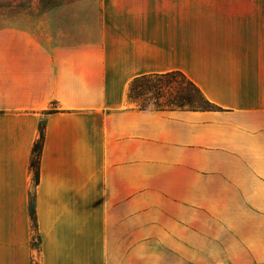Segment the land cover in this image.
I'll use <instances>...</instances> for the list:
<instances>
[{
	"label": "crops",
	"instance_id": "crops-1",
	"mask_svg": "<svg viewBox=\"0 0 264 264\" xmlns=\"http://www.w3.org/2000/svg\"><path fill=\"white\" fill-rule=\"evenodd\" d=\"M86 3L81 30L0 34V264H264V0ZM171 72L214 109L128 100Z\"/></svg>",
	"mask_w": 264,
	"mask_h": 264
},
{
	"label": "trees",
	"instance_id": "trees-1",
	"mask_svg": "<svg viewBox=\"0 0 264 264\" xmlns=\"http://www.w3.org/2000/svg\"><path fill=\"white\" fill-rule=\"evenodd\" d=\"M127 98L131 103L137 104L138 111L143 112L211 111L214 109L200 91L179 72L135 78L128 86ZM42 142L43 126L39 128L38 140L31 150L29 168L32 171L34 183L38 182ZM28 211L32 227L35 228L33 199L29 200Z\"/></svg>",
	"mask_w": 264,
	"mask_h": 264
},
{
	"label": "rangeland",
	"instance_id": "rangeland-1",
	"mask_svg": "<svg viewBox=\"0 0 264 264\" xmlns=\"http://www.w3.org/2000/svg\"><path fill=\"white\" fill-rule=\"evenodd\" d=\"M81 1L94 6L96 0H0V34H62L65 30H81L85 23L95 24L92 13L70 9ZM55 8L59 11L54 12ZM139 205L159 209L164 200L144 199Z\"/></svg>",
	"mask_w": 264,
	"mask_h": 264
}]
</instances>
